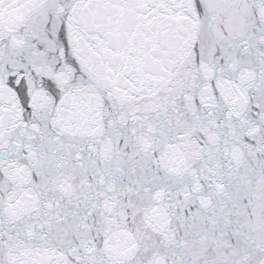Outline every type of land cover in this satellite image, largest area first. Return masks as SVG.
Segmentation results:
<instances>
[{"label":"snow or ice","instance_id":"obj_1","mask_svg":"<svg viewBox=\"0 0 264 264\" xmlns=\"http://www.w3.org/2000/svg\"><path fill=\"white\" fill-rule=\"evenodd\" d=\"M0 264H264V0H0Z\"/></svg>","mask_w":264,"mask_h":264}]
</instances>
